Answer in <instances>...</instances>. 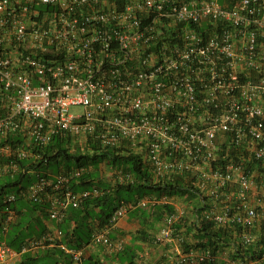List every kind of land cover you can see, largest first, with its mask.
I'll use <instances>...</instances> for the list:
<instances>
[{
    "label": "built area",
    "instance_id": "obj_1",
    "mask_svg": "<svg viewBox=\"0 0 264 264\" xmlns=\"http://www.w3.org/2000/svg\"><path fill=\"white\" fill-rule=\"evenodd\" d=\"M58 137L68 151H133L155 181L184 182L179 195L120 204L89 243L120 250L124 239L111 234L123 217L170 204L154 242L175 245L176 264L264 263V254L183 250L177 228L189 220L239 227L247 247L264 223V0H0V176L36 174L24 196L45 200L50 221L60 222L69 207L104 192L70 187L84 166L44 175L18 164ZM108 168L113 184L136 181ZM15 218L6 208L3 234ZM63 236L54 226L20 250L0 237V263L58 247L70 264H84L83 247Z\"/></svg>",
    "mask_w": 264,
    "mask_h": 264
},
{
    "label": "trees",
    "instance_id": "obj_2",
    "mask_svg": "<svg viewBox=\"0 0 264 264\" xmlns=\"http://www.w3.org/2000/svg\"><path fill=\"white\" fill-rule=\"evenodd\" d=\"M67 143L61 137L55 138L52 143L43 148L38 158L21 159L18 164L23 168L28 166L36 167L44 175H54L59 173V171H68L76 167V165L84 166L86 171L83 172L79 179L74 180L70 187L74 191L90 189L94 186L103 190L104 193L102 195L83 199L79 207H69L64 221L56 224L64 231L63 242L71 246L83 247L84 244L89 243L94 231L106 226L113 211L120 204L133 201L137 197L145 195L158 197L168 195L173 197L182 193L180 189V187H184L182 180H177L176 184L155 181L148 167L144 165L142 159L137 154H134L133 151L123 154L122 152L117 153L116 149L93 146L95 149L93 152L86 150L81 153L78 147V149H73L71 152L66 147ZM1 161L5 162L7 160L0 159ZM105 161L114 169L119 168L123 169L125 173H131L136 181L128 184H113L110 178L108 180L104 178L103 169L101 170L100 168V165ZM36 178V174L24 172L23 170L12 175L7 173L0 176V219L3 218L6 208L16 212V218L8 232L3 234L0 231V237L4 238L9 246L17 250H20L22 245L28 240V237H22L24 229L31 228L32 224L42 230L46 229L43 221L49 216L47 202L45 200L37 202L28 200L24 196L28 185ZM7 193H14L17 199L12 203H4L3 196ZM153 208L137 209L134 213L140 214L146 221L151 219L154 223H160L167 211L174 210V207L170 204H159ZM53 221L55 222V220ZM72 222L75 223V227L70 230ZM177 228L179 230L186 228L185 231L187 233L194 231L195 243L188 245V247L221 249L233 245L235 247L234 257H246L248 255L261 257L264 254V223L255 229L257 237L254 243L247 247L239 243V227L226 230L222 227H217L211 221L202 220L191 225L185 224L181 226L179 224ZM17 241L19 243L18 246L16 245ZM61 253L63 252L61 251ZM130 263L132 264V262ZM91 264L96 263L91 262Z\"/></svg>",
    "mask_w": 264,
    "mask_h": 264
},
{
    "label": "crops",
    "instance_id": "obj_3",
    "mask_svg": "<svg viewBox=\"0 0 264 264\" xmlns=\"http://www.w3.org/2000/svg\"><path fill=\"white\" fill-rule=\"evenodd\" d=\"M134 212L135 210L123 217L111 234L114 242L124 239L123 248L118 250L101 244H84V264H91V262L96 264H131L130 262L132 264H176L175 259L178 255L176 246L169 243L157 244L154 242V236L159 232L163 221L160 223H154L151 219L146 221L140 214H135ZM58 223L57 221H50L49 218L45 219L43 224L46 229L42 230L38 227V230L28 239L42 236L47 229L57 226L56 224ZM192 223L196 222L193 220L187 222L188 225ZM74 227L75 223L72 222L70 230ZM185 229L181 228L179 230L186 236L183 250L189 248L190 246L188 247V245L195 243L194 231L187 233ZM62 239L64 240V236ZM18 244L17 241L16 245L18 246ZM221 249L227 250L226 252H229V255L234 257L235 247L233 245ZM0 264H70V258L61 253L58 247H44L39 250L11 256L7 263ZM214 264H224V261L218 260ZM254 264L264 263L255 261Z\"/></svg>",
    "mask_w": 264,
    "mask_h": 264
},
{
    "label": "rangeland",
    "instance_id": "obj_4",
    "mask_svg": "<svg viewBox=\"0 0 264 264\" xmlns=\"http://www.w3.org/2000/svg\"><path fill=\"white\" fill-rule=\"evenodd\" d=\"M220 1H224V0H220ZM80 108H77V107H73L71 109L72 112H77L79 111ZM104 166H106L105 170L103 171V175H104V178H111L112 176V171L108 168L109 164L105 161L103 163ZM35 222V221H34ZM36 223V222H35ZM38 230V227L34 224L31 225V228L29 229H24L23 230V238H26V237H29L31 235H33V233ZM0 231H1V228H0Z\"/></svg>",
    "mask_w": 264,
    "mask_h": 264
}]
</instances>
